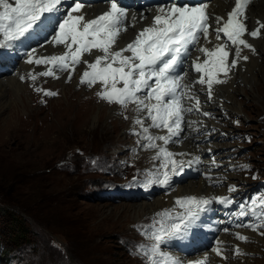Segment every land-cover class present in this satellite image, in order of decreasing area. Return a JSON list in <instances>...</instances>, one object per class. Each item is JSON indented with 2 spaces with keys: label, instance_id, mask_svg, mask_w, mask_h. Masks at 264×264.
<instances>
[{
  "label": "rangeland",
  "instance_id": "obj_1",
  "mask_svg": "<svg viewBox=\"0 0 264 264\" xmlns=\"http://www.w3.org/2000/svg\"><path fill=\"white\" fill-rule=\"evenodd\" d=\"M262 67L254 82L261 84L262 93L255 86L253 96L247 97L242 88L236 99L243 103L244 120L233 118L237 130L230 135L232 138L217 141L230 143L227 151L239 164L230 172L245 181L244 191L264 179V63ZM20 81L17 93L14 87L4 89L9 104L4 103L0 111V202L9 195L18 201L10 204L25 216L29 234H23L28 240L23 244L24 240L11 237L9 232L21 227L0 218V235L16 243L8 245L0 240V264H148L144 256L151 257L152 253L144 252L140 246L151 248L152 228L167 225V217L158 214L166 210L174 213L173 209L182 207H167L144 219L146 215L136 217L133 213L132 202L136 198L129 197L135 191L148 201L142 192L151 187L148 181L153 179V173L155 179L162 178L166 170L161 164L164 157L141 159L144 141H140L133 148L132 158L121 162L138 128L132 125L130 114L127 118L116 114L107 122L109 116L123 108L120 104L106 101L104 118L96 120L99 106L92 113L87 112L89 107L79 108L75 102L66 106L69 97L59 87V102L46 106L39 114L33 111L36 107L30 96H24L27 109L23 106L21 95L27 82ZM97 85L98 81L91 86L80 82L78 93L88 95ZM117 87H123L122 83ZM14 103L20 105L10 118ZM61 105L66 107L65 113L61 112ZM131 130L130 137H126V131ZM211 136H216L215 131ZM108 139L118 140V145L105 156ZM129 181L133 184L131 189ZM160 195H167V190L162 189ZM133 219L137 230L130 225ZM239 252L251 264H264V234L247 241Z\"/></svg>",
  "mask_w": 264,
  "mask_h": 264
},
{
  "label": "bare ground",
  "instance_id": "obj_2",
  "mask_svg": "<svg viewBox=\"0 0 264 264\" xmlns=\"http://www.w3.org/2000/svg\"><path fill=\"white\" fill-rule=\"evenodd\" d=\"M9 2L14 3V0H9ZM75 2H77V0H65L64 7L60 8L59 12L52 15L43 25L27 35L26 38L14 42L10 47L0 48V111L3 108L2 106L4 103L9 104L5 98L4 89L6 87H14V92L17 93L21 83L20 77L23 76L27 82L21 95L23 106L25 108L26 100L24 96L27 95L31 97V103L36 107L34 109L32 108L33 111L39 114L43 113L46 106L58 103L59 98H61V95L59 94H57L55 98L46 96L44 95V91L54 90L58 93L59 87H61L63 94L67 93L66 96L69 97L68 102L65 104L66 106L69 105L70 101L75 102L78 104L79 108H86V106L89 107L87 110L88 113H92L94 109L99 106L96 120L104 118L105 107L103 106L106 105V100L101 99L97 93H101L106 89L110 90L111 81H109V84L106 86L102 81L98 80V87L92 89L90 94L78 93V89L81 87L80 80L83 73L85 71H91L88 64L93 63L97 55H103L102 52L97 49H92L91 54H82L81 62L74 67L69 65L67 71L56 70L53 65L49 64L36 65L35 63H26L28 59L27 53L33 49L35 50L33 52L34 59L52 55L59 56L63 54L65 49L62 45L50 44L48 41L51 40L54 32L52 25L61 19L62 14L68 7L69 3L74 4ZM78 2L83 5L81 11L86 20L95 19L110 8V3L106 1L100 2L86 0L83 2L78 0ZM170 3L174 2L163 1L158 5H168ZM204 3L208 4L207 11L211 17L221 16L225 19L227 18V14L232 11V8L234 7V0H207L193 6L202 5ZM118 5L121 6L119 3ZM178 5L182 6L184 4ZM156 6L146 9H135L134 6L129 9L126 8L128 10V19L125 22L127 25V31H122L119 34L111 51H118L121 48L126 47V45L131 43L144 27L151 25L153 17L157 14ZM0 11H2V9H0ZM133 15L136 17L134 27L130 26L133 23L131 19ZM141 15H143L144 19H141ZM245 15L247 16L245 23L249 31L257 28V21L264 23V0H250L247 4ZM209 23L212 27L209 28L208 41H205L203 36H201L197 45L189 46L188 53L182 57V62L174 74L184 78L182 85L190 86L187 89L181 88L177 91L180 92L183 90L187 94L198 98L200 102L199 111H196L194 108L195 99L190 100L187 98V95L183 98V107H193V111L183 113V122L181 124L182 131H180L179 135L171 137V140L167 145H165L163 141L156 140V148H146L144 146L147 143L144 139L145 134L142 131L141 125L134 123L136 118H140L144 121L143 127L149 128V135L154 137L166 136L168 135V132L167 129L164 128L151 127L152 121H147V109L137 112L134 103L130 106L119 108L116 113L109 116L106 120L107 122L108 120L111 122L116 114L121 117L130 114L129 116L132 119V125L135 129L138 128L136 133H139V135H134L130 140V150L125 157H123V161H121L122 163H126V160L132 158V155L134 154L133 148L136 147L140 141L145 142H143V147L139 154L141 159H147L150 156L154 159V157L158 155L159 149L163 147L174 154L173 158L175 160L184 162V170L182 174L173 175L168 186L151 184V187L146 189L149 190L151 194V198L148 201L141 198L139 193L135 191H133L131 197L127 196L129 198H136L132 202V211L136 214V217L146 215L144 218L146 219L160 210H166L167 207H181L176 203L177 198L195 196L197 198H205L212 201L203 209L207 212V218L202 224L208 225L209 231H204V229L201 228V230L195 234L190 243L185 245L183 249H177L171 241H168L167 243L162 244L161 250L164 253L170 254L179 261V264H197V262H205V259L206 264H251V261L241 256V254L238 255L235 250H240L247 241L252 242L253 240L259 239V235H263L264 232L259 231L258 229L253 230V228L225 231V228L220 226L223 218L220 214H217L213 208L218 201L216 198L225 196L230 192V187H234L236 190L233 192L237 193L244 192L245 190V181L236 176L234 172L229 171L231 167L236 165L231 154L227 151L230 143L225 142L219 144L217 141H224L227 139L229 141V139L232 138L230 135L237 130V124L233 118L237 117L238 120H244V112L246 111L242 108L243 103L236 99L237 96L242 94V88H245V95L247 97L253 96L255 86L258 92L262 93L261 84L257 85L254 84V82L263 70L264 29H261L258 38H252L250 35L245 34L244 39L253 46L255 51L253 52L241 46V52L243 53H241V59L238 64L228 72L227 76L223 73L218 74V78L226 80V82L214 84L212 98L209 99L207 85H200L196 82L201 77L202 73H197L195 71L193 62L203 63L207 59L203 53L198 51L199 48L207 47L211 50L216 44L224 43L227 40L223 33H221V39L216 40L213 32V21L210 19ZM0 40H3L2 34H0ZM19 49H22L24 52H18ZM228 50L230 52L228 62L231 63L235 49L234 47H230ZM123 55L131 56V53L125 52ZM244 56L248 57L247 61L242 59ZM84 61H87V63H84ZM113 66L117 67L119 65L117 63ZM49 68L53 69V76L49 78V76L40 75L41 72L47 71ZM30 73L36 76L35 80L30 78ZM69 74H71V80L68 79ZM37 89H41L42 91H37ZM146 92L147 89L138 93V95L141 98H144ZM10 101L12 102L13 99L10 98ZM100 101H102V105L98 104ZM147 102L149 101H146V103ZM150 103H155V101L152 100ZM19 105L20 103H14L11 106L13 111H11L9 117L13 116L16 111L15 109L19 107ZM74 105L75 104L72 103L73 108H75ZM60 108L61 112L66 110V107L63 105H61ZM205 112L209 113V115H204ZM26 116L28 117V115ZM79 117L84 119L83 115H79ZM213 131H215L216 136H211ZM131 134L132 130L126 131V137L129 138ZM220 136H223V139H216ZM116 145H118V140L115 141L114 139H108L105 147V156L110 155V149H117ZM211 152L214 153L213 156H210L209 153ZM179 153H184V155H178ZM189 161L191 162L190 166L188 164ZM164 163L165 160H162L161 164ZM224 166H226V170ZM170 169L171 165L167 170L170 171ZM155 177L156 175L153 173V179H155ZM184 178L186 179L184 180ZM130 184L133 185L131 181L127 182V185L129 186L128 189L133 187L130 186ZM162 189L167 190V195H160ZM134 223L135 220L133 219V221L130 222V225L137 230L138 225ZM202 224L200 226H202ZM216 227L219 228L213 235H211L210 231ZM236 234L246 237L247 241L238 239ZM150 240L154 243L152 238H150ZM139 241L136 243H139ZM217 248H219L221 255H217L215 251ZM142 249L144 252L151 250V248L146 245H144ZM146 256H144L145 259L150 258V256ZM155 259L159 261L161 257L156 255Z\"/></svg>",
  "mask_w": 264,
  "mask_h": 264
},
{
  "label": "snow or ice",
  "instance_id": "obj_3",
  "mask_svg": "<svg viewBox=\"0 0 264 264\" xmlns=\"http://www.w3.org/2000/svg\"><path fill=\"white\" fill-rule=\"evenodd\" d=\"M65 0H0V34L3 40H0V48L10 47L14 42L26 38L32 31L43 25L52 15L59 12L64 7ZM110 3V8L95 19L86 20L81 11L83 5L75 2L69 3L60 20L52 26L54 32L48 43L62 45L65 49L62 55H52L47 57L33 58L34 49L27 53L26 63L36 65H53L56 70L67 71L69 65L73 67L81 62V56L84 53L91 54L92 49H97L103 55H97L95 61L88 64L91 71H85L81 77V83H87L89 86L96 81H102L106 86L111 81V89L97 93L101 99L109 103H118L127 107L128 103L136 105L137 112L147 109V118L152 121L151 127L167 129L168 135L154 137L149 135V128L143 127L144 121L140 118L134 120L135 124L142 127L145 134L144 139L147 143L146 148H156V140L163 141L167 145L171 137L179 135L181 124L183 122V113L192 112L193 107L184 108L183 98L187 95L188 99H195L194 108L199 111V99L187 94L183 90L189 85H182L183 77L174 75L176 69L182 62V56L189 51V46H195L199 43L201 36L208 41L209 28L212 27L209 21H213V32L216 40L221 39V33L227 38L224 43L216 44L211 50L207 47H201L199 52L203 53L207 59L203 63L193 62L197 73H202L196 81L200 85H207L208 98H212V89L214 84L225 83L226 80L218 78L219 73L227 76L228 72L235 68L241 59V51L247 48L255 51L253 46L244 39L245 34L252 38H258L261 29H264V23L257 21V28L249 31L245 21L247 16L245 10L250 0H234L232 11L227 14V18L221 16L211 17L207 11L208 4L204 3L198 6L188 4L178 5L170 3L168 5L156 6V15L153 17L151 25L144 27L135 37V39L118 51H111L116 43L119 34L127 31L126 21L128 19V10L118 5L117 0H106ZM79 13V14H76ZM135 26L136 17H131ZM141 19H144L141 15ZM210 42V41H209ZM230 42V44H229ZM234 47L235 53L228 62L230 55L229 48ZM130 52L131 56L123 55ZM247 61L248 57H242ZM87 63V61H84ZM119 66L114 67V64ZM41 76H53L52 68L41 72ZM32 80L35 75L29 74ZM58 78V77H56ZM71 74L68 79L71 80ZM24 79L23 76L20 77ZM151 82V83H150ZM122 83L123 87H117ZM147 89L144 98L138 93ZM37 91H42L37 89ZM58 93L44 91L46 96H55ZM154 100L155 103H150ZM146 101H149L146 103ZM204 115H209L205 112ZM127 118V117H125ZM134 135L139 133L134 132ZM160 155L164 157L165 163L162 164L166 170L162 178L149 179L148 184H158L159 186H168L173 175L182 174L184 162L173 158L174 154L167 151L166 148H160L159 153L154 159H159ZM178 155H184L179 153ZM171 165L170 171L168 165ZM189 166L191 162H188ZM246 167V166H244ZM151 175V174H150ZM255 178V177H253ZM230 187L229 191H235ZM220 203H230L227 197L216 198ZM212 201L205 198L188 196L177 198L176 203L184 208V212L177 214L174 222L167 227L161 226L151 232L150 238L154 240L151 247L152 257L148 258V264H179V261L170 254L161 250V245L173 239L182 238L190 228H192L202 211ZM244 207V206H242ZM264 208V204H261ZM253 213L255 208H253ZM164 217H170V213L165 211ZM241 215H245L242 211ZM264 218V212L261 213ZM239 227H250L256 230L261 225H238ZM227 231V229H225ZM144 235H149L145 232ZM240 240L247 241V238L236 234ZM141 248L144 246L141 245ZM217 255H221L219 248ZM241 254L239 249L235 250ZM159 255L161 259L157 261L155 256ZM197 264H206L197 262Z\"/></svg>",
  "mask_w": 264,
  "mask_h": 264
},
{
  "label": "trees",
  "instance_id": "obj_4",
  "mask_svg": "<svg viewBox=\"0 0 264 264\" xmlns=\"http://www.w3.org/2000/svg\"><path fill=\"white\" fill-rule=\"evenodd\" d=\"M4 199L5 200L3 202H0L1 204L0 205V218L9 219L12 222V224L18 226L19 228L21 227L20 230L18 229L15 231L14 229H10L9 232L11 234V237L12 235H15V237H18L19 240H24L23 244H27L26 242L28 240L26 241L25 236L23 237V234L24 235L29 234L25 216L22 214V212L19 211V209H16V207L10 204V203L17 204L18 201L11 198L10 195L7 198L4 197ZM0 240L2 243H6V244L10 243L13 245L16 244L15 241H13L11 238L9 239L8 236L6 238H3L2 235H0ZM4 251H8V250H1V252H4Z\"/></svg>",
  "mask_w": 264,
  "mask_h": 264
}]
</instances>
